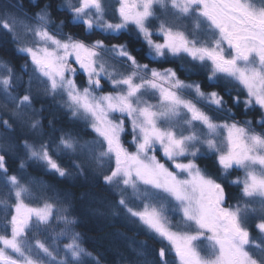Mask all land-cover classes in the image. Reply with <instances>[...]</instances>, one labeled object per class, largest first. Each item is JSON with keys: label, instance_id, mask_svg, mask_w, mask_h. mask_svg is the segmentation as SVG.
I'll list each match as a JSON object with an SVG mask.
<instances>
[{"label": "snow or ice", "instance_id": "snow-or-ice-1", "mask_svg": "<svg viewBox=\"0 0 264 264\" xmlns=\"http://www.w3.org/2000/svg\"><path fill=\"white\" fill-rule=\"evenodd\" d=\"M116 2L0 0V264H101L81 180L122 264H264V0Z\"/></svg>", "mask_w": 264, "mask_h": 264}, {"label": "trees", "instance_id": "trees-1", "mask_svg": "<svg viewBox=\"0 0 264 264\" xmlns=\"http://www.w3.org/2000/svg\"><path fill=\"white\" fill-rule=\"evenodd\" d=\"M24 2L26 4L27 0H24ZM54 3H56V0H54ZM64 18V15H59L57 17L58 20ZM65 30L74 32L79 31L78 28H65ZM98 35L99 34L97 33L96 36ZM131 43L133 46L138 44L136 40H132ZM137 51H139V48H137ZM0 55L4 56L5 58H11V53L0 51ZM14 63H17L18 65L19 61L14 60ZM196 77L202 80L201 76ZM198 163H200V166L207 168L211 174H216V167L214 166L212 160H201L198 161ZM29 171L32 170L29 169ZM234 175V173H231V175L228 176V180ZM60 187L66 188L68 191H71L74 194L72 200V215L79 220L76 231H79L82 234L84 247H86L88 251L92 252L94 255H98L101 258V264H122L118 252L124 251L125 241L122 238L112 235V233L119 231L127 233L129 236H132L133 233L124 228L122 224L111 223L108 219L96 212L97 205L92 200L91 194L99 193L103 190L100 187L90 183H85L82 180L77 181L76 186L68 184L60 185ZM228 191L233 196H235L239 192V188L234 184H229ZM27 199V201L37 205L34 198ZM233 201L234 200H229V203ZM11 203L14 204L15 200L13 199ZM0 215H3L2 209H0ZM139 239H145V237L141 236ZM66 242L67 241H65V243ZM150 243L154 248H159V246H161L153 241H150Z\"/></svg>", "mask_w": 264, "mask_h": 264}, {"label": "rangeland", "instance_id": "rangeland-1", "mask_svg": "<svg viewBox=\"0 0 264 264\" xmlns=\"http://www.w3.org/2000/svg\"><path fill=\"white\" fill-rule=\"evenodd\" d=\"M61 2V0H56V4H59ZM107 11H108V15H109V17H114L115 16V9L118 7V4H117V2H116V0H107ZM58 20V19H57ZM65 31H68V30H65ZM0 32H3V30L2 29H0ZM93 38H101V37H99V35L98 36H96V37H93ZM154 39H161L160 37H158V36H154L153 37ZM144 63H148V61L147 60H144L143 61ZM151 66H154V67H174V66H176L175 64H153V65H151ZM182 78H185L184 76H183V74H182ZM81 79H83V77H81ZM189 79H191V80H200L199 78H197L196 76H192V77H190ZM106 90H109V89H106ZM153 102H155V101H153ZM253 115H257L258 116V113H251L247 118H249V119H251L252 118V116ZM241 119H243L242 117H240ZM223 135L224 136H226L227 135V133L226 132H224L223 133ZM129 139H130V137H129ZM158 155H159V153H158ZM202 167V166H201ZM202 168H204V167H202ZM231 173H234L235 175L232 177V178H230L229 179V181H232V180H235V179H237V178H240V179H243V177H244V172H243V170H239V169H232L231 170ZM236 186V185H235ZM238 194V193H237ZM236 194V195H237ZM28 199L27 198H24V203L26 204V205H28V206H30V207H36L37 205H34V204H32L31 202H29V201H27ZM231 203H235V201H233V202H230V204ZM179 219V217H173V220H174V222L176 221V220H178ZM194 227V226H193ZM180 230L181 231H192L193 229L192 228H188V227H185V226H181L180 227ZM160 247V246H159ZM200 247L204 250V252L205 253H207L208 251H209V248H208V242L206 241V240H202L201 242H200ZM167 260H168V264H179V259L176 257V255H175V252H174V250H169V252H168V256H167Z\"/></svg>", "mask_w": 264, "mask_h": 264}]
</instances>
